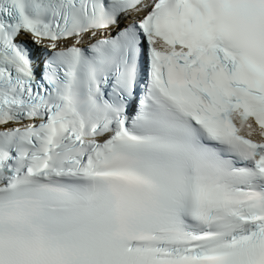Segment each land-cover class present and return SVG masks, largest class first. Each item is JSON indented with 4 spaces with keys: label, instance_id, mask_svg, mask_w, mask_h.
Returning <instances> with one entry per match:
<instances>
[{
    "label": "snow or ice",
    "instance_id": "obj_1",
    "mask_svg": "<svg viewBox=\"0 0 264 264\" xmlns=\"http://www.w3.org/2000/svg\"><path fill=\"white\" fill-rule=\"evenodd\" d=\"M0 264H264V0H0Z\"/></svg>",
    "mask_w": 264,
    "mask_h": 264
}]
</instances>
